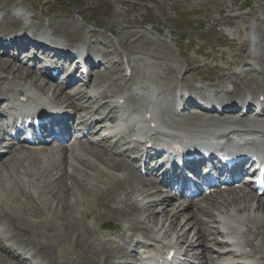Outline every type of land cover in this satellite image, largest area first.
Wrapping results in <instances>:
<instances>
[{"label": "bare ground", "instance_id": "bare-ground-1", "mask_svg": "<svg viewBox=\"0 0 264 264\" xmlns=\"http://www.w3.org/2000/svg\"><path fill=\"white\" fill-rule=\"evenodd\" d=\"M14 4L9 0H0V15H2L3 17L2 22H0V37L4 36V34H10L12 30L21 28L23 31V35L15 36L13 40H10V42H15L16 40L24 41L27 39L29 41L35 40L38 34V30L45 29L43 21L37 17H33L31 26H25L21 19H17L16 17L11 15L10 9L13 8ZM262 9L264 8L262 7ZM32 27H37V29H33ZM30 30L32 31L31 36L28 35V32ZM45 32H49L52 36H60L61 38L65 39L67 43H75L81 41L86 35V32L76 27L74 22L71 23L69 21H57L49 29H45ZM87 35L90 37L91 48L105 49L107 55H112V51L102 42V40H104L106 36L96 31H90ZM8 49L9 48H7V52ZM162 54L165 58L171 57L166 52ZM232 56L236 57L237 55L233 54ZM246 56H249L247 52ZM159 58L162 59L163 57ZM0 64L1 66L3 64L2 68L4 69V71L2 73L6 75V77H0V93H5L6 91L26 90L33 93L40 99L42 97L37 95L33 90L37 89L45 96H47L50 101H53L55 103L67 104L71 98L70 95H66V98L68 99L65 100L63 98V92L61 90L55 89L49 83L45 85L40 84V80L34 76V72H29L21 64L18 65L16 62L13 63L11 60H5L3 58H0ZM115 65H121V63L118 61L114 62L109 66V69H114ZM6 68H11V71L6 72ZM170 70L171 72L175 71L173 68H171ZM201 74V71H197L195 73H192V75L190 74V77L192 79H195L196 76H200ZM246 78L247 79L245 80H240V78H235L234 80H232V83L235 84V92L242 87H251L252 85H254L253 83H256V87H259V83L257 81H254L252 79L253 77L250 78L246 76ZM100 79H103V77L100 76ZM188 79L189 77L185 75V77L182 78L181 81L187 84L186 82H188ZM27 80L30 83L26 84ZM218 84L224 85V80H220ZM171 88V91L175 92V90L173 89L174 87ZM81 95L84 96L83 93H81ZM230 97L232 98L231 100H233L235 96ZM106 106L102 107V109H104ZM194 121L200 120L194 119ZM193 128H195V132L200 133H204L210 130L209 127L198 125ZM259 132L261 133H258V136L264 139V130H261ZM256 134L257 133H244L243 131L237 130L232 131V133L227 137L244 139L247 135ZM84 152L88 153L89 157H85L83 155L74 157V164L73 160H71L67 154H65L61 160L59 158H54L52 161L48 159L52 170H50L43 164L44 158L42 157V152H39L38 150H20L15 154L9 152V154L11 155H9L2 162V164L5 166L6 164H8L10 167V164L12 163V167L14 168V175L20 180L18 183L20 191H13L12 193L7 194L9 198L7 197V199L4 201V204H2L1 206L2 210L0 211V218L6 220L13 228L14 245L10 246V248L13 249V253L25 255L24 251L16 246H34L37 248V251L35 255H31L32 258H34L35 256H40L48 260L47 264H68V262L65 260L69 258L68 253L66 252L67 250H65L66 248L64 249V246L68 242L65 241L66 239L59 240V238L57 241L55 240L56 242L54 240L52 242L50 240H44L40 236H36L33 234V232L39 227L45 229L46 232L52 231V226L59 223V220L61 222V226H63V229L67 232L70 231L68 229L71 227L80 228L78 232L75 231L77 233V240H75L74 251L76 252V255L85 262V264H95V261H97L98 264H112L114 258L119 257L125 259L130 255V253H128L124 248L116 247L112 242L109 244L99 243L100 239L97 237L98 233L96 229L89 223V221L94 218L95 221L99 222L98 229L103 230L105 228L104 218L107 215L119 216L124 212L125 215L122 216V218L124 219H131L135 217L141 211L140 205L136 204V201L134 202V204L128 205L127 201L129 200L122 201L120 199V193L126 191L127 188H129L133 194H139L140 192L134 189L136 188L135 185L140 184L143 189H146L148 184H152V181H141L137 173L134 170L130 169V163L127 160H115L114 158H107L106 156H109V153L106 150H96L94 148H90V150L85 149ZM59 163H61L65 171L62 172V174L59 175L57 179L49 182V180H46V177L48 175L47 173L52 174L54 171H58ZM3 165H0V173L4 171ZM99 165L107 168V171H104V169L100 170ZM37 166H39L38 169ZM12 167H10V169ZM110 170L119 174L128 170L129 176L123 182L112 177L109 173ZM44 174L47 175L43 177ZM64 179L72 180L73 184L71 186L65 184ZM51 182L55 183L52 184ZM126 183L127 185H129V187H127ZM6 191L7 190H5V193ZM149 192L150 191H147L146 194H148ZM229 198L231 199V210L226 212L224 211V213H231L233 211L234 213L241 215V220L247 221L245 223L246 227L256 225L257 229H259V232H262H260V234L261 236H263L262 244H264V219L258 221V217L256 216V214L258 215L259 213L264 211V200L258 198L255 195L250 196L248 194L241 197L238 195V193L234 192L230 193ZM56 202L62 205L61 209L57 210L53 214H50L52 215V217L50 216V218H42L41 216H46V214L47 217L49 216L48 212L54 208V204ZM85 204L89 205L91 213L83 209V206ZM121 204L124 206L126 205L127 209L125 210V207H121ZM159 205L166 207L164 211L153 212L148 209L147 211L150 214L146 220H153L154 218H158V214L160 213L165 212V214L167 215L168 212H171L172 216L170 219V227H174L180 217L183 216V213L191 208L190 206L184 208L180 206L176 207V205L174 207V204H172L167 199L155 201L153 203V206ZM81 209L84 210L82 213L87 223L80 227L82 221H80V217L78 218V216H80L78 214H82L80 211ZM173 209H175V212ZM36 214H38V216L41 217L42 220L40 222L36 221L38 222L36 224L31 223L30 219L32 218L31 221H34L33 216L36 217ZM253 214L255 215L253 216ZM193 218H196V216L194 215ZM153 221L155 223V226L158 227V223L155 220ZM47 223H50L51 225H44ZM201 223L206 222L201 220ZM249 224L250 226H248ZM141 225H143V223H141ZM144 225H146V223H144ZM132 229L137 230L138 228L137 226H135ZM82 230L84 231L81 232ZM112 230L120 234V231L117 228H112ZM75 234L73 235L75 236ZM185 239H188L187 233L183 234V241H185ZM206 239L207 234L201 233L199 237V245L204 244V241ZM9 240L10 238L8 237L0 238V260L3 264H21L20 262L18 263L12 260V258L14 257L13 255L6 254L4 245ZM187 241L185 243H187ZM190 246H192V244H189V247ZM248 246L249 245H247V247ZM226 254L228 255L232 253ZM101 255V258H103V261L101 260L102 262L100 261ZM70 260L71 264H80L79 262H77L78 260H75L74 258H71ZM126 264L131 263L128 262Z\"/></svg>", "mask_w": 264, "mask_h": 264}, {"label": "rangeland", "instance_id": "rangeland-1", "mask_svg": "<svg viewBox=\"0 0 264 264\" xmlns=\"http://www.w3.org/2000/svg\"><path fill=\"white\" fill-rule=\"evenodd\" d=\"M9 1L13 4L22 3L21 6L25 11H27V13L32 16H36L39 19H43L45 23L47 21L46 17H48V20H50L51 24H54L57 21H69L71 23L74 21L77 26L84 29L86 27L88 28L89 25H92L94 23L98 24L103 28L102 29L98 27L100 31L99 33L108 38L105 43L108 44V42L112 40L114 42V44H112V49L114 50L115 48H117V50L119 49L121 51L120 53H118L117 50L114 51L112 59L121 60V55H126L128 59L130 58L132 60V64L134 65V68H136L135 71L137 80L145 79L147 81H159L163 85L165 83H177V79H182L186 75L189 77V84L197 82L198 85H195H197V87H202V85H200V83H203L201 82V76H198L195 79H192L190 77V74L192 75V73H195L197 71H201L203 76L206 78L214 77L216 81H219L224 77H233L232 73L228 72H218V74H211L207 69H212L214 67L227 69L230 68L229 66L233 65L236 61H239L240 63L252 62L251 60L243 58L235 60L229 55L233 52H239L243 54V48L250 50V46L248 44L249 34L253 29H255L254 31L257 36L256 46L260 49L264 48V38L261 40L259 38L260 29H264V9H262V7L264 8V0ZM28 5L31 8H29ZM32 8L35 9L32 10ZM154 29L160 30L162 34H158ZM164 52L168 53L171 57L165 58L162 54ZM210 52H215V54H217L216 60H212L204 56L205 54ZM222 52L225 56L224 60L219 56V54ZM159 57L163 58L159 59ZM259 64L261 63L259 62ZM2 66L0 64V77H6V75L2 73L4 71ZM171 68H173L175 71L171 72ZM8 69L9 68H6V72L11 71V68L9 70ZM119 77H121V75L119 76V74L116 75L115 73H112L109 79L110 81H114ZM27 83L30 82L27 80L26 84ZM120 84L124 85L125 82H121ZM204 85L210 86L209 83ZM229 86L231 87V85ZM33 90L36 93L38 91L35 89ZM116 90L117 89H108L106 92L110 96ZM101 101L104 102V99L102 98ZM12 166L13 165H11L10 167ZM10 167L6 166V170L4 169V171L0 173L1 201H4L5 198H7L5 189L11 190L9 188H12V182L10 181L9 177L12 178L13 174L10 171ZM38 167L39 166H37V169ZM47 174H44L43 177L47 175L46 180H49V182L57 178V172H54L53 174ZM55 182L51 183L54 184ZM64 183L66 184L65 181ZM67 184L71 186L72 180L67 181ZM137 185H135L136 188L134 189L138 190L140 193H143V187H139V184ZM127 187H129V185H127ZM120 196L122 197L121 194ZM123 200H126L125 197H123ZM225 201V197L218 200L219 209L228 207V204ZM208 202H210L209 205H212V208H214V201L211 200ZM61 207L62 205L56 202L54 204L55 209L53 208V211L50 210L48 212L49 216L47 217L46 214V216L41 217L50 218V216L52 217V215L50 214H53L57 210H60ZM164 208L165 207L163 206H154L150 207V210L153 212H162ZM83 209L91 213L88 204H85L83 206ZM84 210L81 209V213ZM147 210L148 208L145 207L143 209L144 213L142 212L138 216L139 218L143 219V222L149 214ZM173 210L175 212V209ZM191 212L193 211H186L185 214L180 217L174 227H170V219L172 216L171 212V214H168V212V215H166L165 212L160 213L158 214V218L153 219L158 223V227L155 226V223L152 219L146 220L145 223L146 225L155 227L157 231H162V235L164 236H172L174 239L177 238L178 240H180L179 237L183 234V231L181 232V229L186 231L188 226L191 225L189 227L191 228L193 225V220L189 221L188 224H186V221L189 217L188 215H191ZM145 214L146 217H142ZM36 215V217L33 216L34 221H31L32 218L30 219L31 223L36 224L38 223L36 221L40 222L42 220L41 217L38 216V214ZM78 215H80L78 216V218L80 217L79 219L80 221H82L80 224L81 227L82 225H85L87 221H85L83 213ZM124 215V212L119 215L120 217L117 215H107L104 218V222H106V224H109L111 227H118L121 233H123V230L126 231L128 229V231L126 232H128L129 234H134V232L131 230L129 221L122 218V216ZM254 215L255 214H253V216ZM258 215L256 214L259 220L264 219V211H262ZM58 222L59 223L54 225L52 223L53 230L50 232H46L45 229L39 227L40 229L37 228L33 232V234L36 236H40L44 240H50L52 242L53 240L57 241L59 238V240L66 239L65 241L68 242L64 246V249L66 248L65 250H67L66 252L68 253L69 260L65 259L68 264H71V258L78 260L77 262H79L80 264H85V262L79 256H77L76 252L74 251L75 240H77L76 232H78L80 228L71 227L68 229L71 232H67L63 229V226H61V222L59 220ZM3 223H6V226L4 224H0V226H3V229H8L11 231L13 230V228L9 226L6 221H3ZM89 223L97 230L99 222L95 221L93 218L89 221ZM44 225L50 226L51 224L47 223ZM1 231L3 230H1L0 228V232ZM83 231L84 230H82L81 232ZM73 234H75V236ZM194 234L195 233L193 232V234L191 235L192 241L195 240V238H192ZM63 236L66 238H64ZM262 241L263 237L257 238L259 247L261 246ZM185 248H187V246ZM35 249L36 248L33 246L27 247V250L34 251ZM9 253L10 252H8V254ZM101 257L102 255L100 256V261H103V258ZM16 258L18 259V261L23 260L19 256H16ZM13 261L15 262L17 260ZM44 262L47 263L48 260L44 259ZM1 263L2 262L0 260V264ZM95 264H98V262L95 261Z\"/></svg>", "mask_w": 264, "mask_h": 264}]
</instances>
